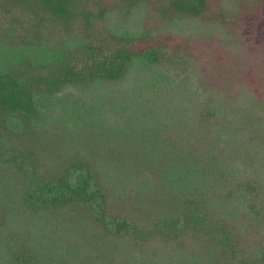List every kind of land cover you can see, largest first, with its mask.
Here are the masks:
<instances>
[{"label": "trees", "instance_id": "trees-1", "mask_svg": "<svg viewBox=\"0 0 264 264\" xmlns=\"http://www.w3.org/2000/svg\"><path fill=\"white\" fill-rule=\"evenodd\" d=\"M250 15L0 0V264H264Z\"/></svg>", "mask_w": 264, "mask_h": 264}, {"label": "rangeland", "instance_id": "rangeland-1", "mask_svg": "<svg viewBox=\"0 0 264 264\" xmlns=\"http://www.w3.org/2000/svg\"><path fill=\"white\" fill-rule=\"evenodd\" d=\"M251 17L254 18V20L248 21L247 24L252 25V28H250V29L254 28V30L248 31L249 34H252L251 45L248 44V49H249L250 53L252 55H254L256 58L257 57L258 58L259 57L264 58V46H262L261 42H259L260 39H264V37L262 36L263 27H262V25H259L260 20L257 16L250 15L249 18H251ZM262 18L264 19V17H262Z\"/></svg>", "mask_w": 264, "mask_h": 264}]
</instances>
